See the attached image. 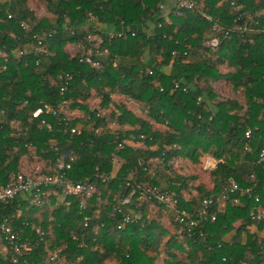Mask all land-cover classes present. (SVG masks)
<instances>
[{
    "label": "trees",
    "instance_id": "1",
    "mask_svg": "<svg viewBox=\"0 0 264 264\" xmlns=\"http://www.w3.org/2000/svg\"><path fill=\"white\" fill-rule=\"evenodd\" d=\"M43 1L51 17L37 18L26 0H0V51L8 57L5 61L0 56V111L4 112L0 115V185L8 183L9 173L18 171L21 157L29 152L26 143L50 163L63 159L69 164L65 175L70 179H94L96 173L110 179L102 184L96 180L101 195L87 198L82 211L74 196L45 199L32 207L42 210L37 217L23 210L30 195L24 199L19 195L1 206L0 220L8 218L30 241L26 263H43L49 252H55L58 261L70 264H158L162 250L164 264H261L264 236L259 239L248 232L245 243L229 244L222 239L237 220L243 222L241 226L256 223L259 230H264L263 221L250 218L253 199L237 191L228 193L225 210L214 222L194 228L191 235L187 225L175 220L174 225L183 230L182 238L181 233L148 219L141 212L147 201H140L137 193L129 204L119 201L132 191L126 184L128 179L172 192L178 210L195 207L188 213L197 210L203 197L220 195L231 177L245 186L252 182L249 176L254 173L259 186L264 184V169L253 163L264 148V0H236L244 5L240 10L228 1L202 0V12L211 20L198 11L177 9L171 0L169 21L162 15L167 0ZM243 10L259 14L255 18L258 24L249 25L252 30H234L215 48L205 45L213 20L218 18L220 24L230 28L244 25V18L237 19ZM153 21L155 25L148 33L146 23ZM22 22L30 24L31 30H24ZM107 31H123L124 35L108 41ZM32 34L45 36L48 54L39 59L31 53L16 57L15 49L31 41ZM88 36L104 39L99 49H107L108 54L96 56L99 67L80 62L79 54L71 56L65 51L67 44L84 43L95 53L96 48L86 40ZM222 66L232 70L222 72ZM66 73L72 79L60 96L63 80L59 76ZM220 80H227L233 90L239 89L243 103L229 98L218 100L210 83ZM92 90L100 95L103 108L115 105L111 97L120 95L140 103L147 115L134 114L123 104H116L107 114L81 105L80 100H87ZM63 100H70L71 107L78 106L85 113L80 133L70 130L79 120L67 119L62 113L42 112L33 117L43 104L57 108ZM212 100L214 112L206 104ZM12 119L16 125H11ZM42 120L50 129L41 125ZM156 123L164 124L165 129H156ZM96 127L100 130L94 134ZM246 128L253 130L252 153L244 149ZM201 153L222 160L211 172L214 188L200 189L199 197L185 202L180 190L189 177L176 174L171 163L178 156L196 163ZM241 156L250 161L242 179L237 173ZM115 158L121 160L116 170ZM150 159L155 162L150 163ZM160 173L166 177L167 188L157 185ZM236 196L241 201L238 205L231 202ZM149 203L164 206L153 199ZM50 204L53 208L49 211ZM19 209L22 213L17 216ZM127 214L132 220L123 223ZM84 215L88 216L86 225ZM30 223L42 234L31 229ZM0 264L24 263L21 259L14 263L7 251L0 254Z\"/></svg>",
    "mask_w": 264,
    "mask_h": 264
},
{
    "label": "built area",
    "instance_id": "2",
    "mask_svg": "<svg viewBox=\"0 0 264 264\" xmlns=\"http://www.w3.org/2000/svg\"><path fill=\"white\" fill-rule=\"evenodd\" d=\"M3 3H8L11 0H1ZM228 1L230 5L236 8V10H240L244 8V5L236 3V0H222ZM176 8H184L192 11H198L202 15H204L208 20H211V17L204 12H202V5L199 1L196 0H176L175 4ZM259 15L257 12L254 14L250 11L243 10L240 15H238L237 19L244 18L247 23L244 25H236L234 27H226L218 21L213 20L211 25V33L205 39V45L211 48H215L219 43L223 41V39L229 38L230 34L234 30L238 31H249L252 30L249 28L250 24H258V21L255 19ZM10 17V15H8ZM236 19V20H237ZM21 27L24 30H31L30 24L26 22H22ZM160 26V23H158ZM264 31V26L262 28ZM124 35L123 31H107L105 32V38L108 41L116 37H120ZM99 37V44L96 48V51H89L85 47L84 43L76 44L81 51H77V54L80 55L79 61L88 64L91 67H99L100 62L96 59V56H100L101 54H108L107 49H103L100 51L99 47L103 42L102 36ZM45 36H39L36 34H32V40L22 45L18 46L15 49V56L21 57L27 54H32L33 56L39 59L40 56H44L48 54V49L44 44ZM17 39H19L17 37ZM97 38L91 39V36L87 37L88 43L91 41H95ZM86 41V42H87ZM94 43V44H95ZM76 55V54H75ZM0 56L3 57L5 61H7L8 57L5 53L0 51ZM38 62V60H37ZM60 80H63V83L59 87V95L63 96L64 93L68 89V84L71 82L72 75L69 73L64 74V76H59ZM175 86L177 84L175 83ZM67 100H63L60 104H58L57 108H52L48 104H43L42 107L36 109L32 115L33 117H37L42 112H50L53 115H59L61 113V108L64 107ZM3 110L0 111V115L3 114ZM15 119L10 120L11 125L15 124ZM41 125H45L50 129V125L46 124L43 120L41 121ZM71 132L80 133V129L76 127H72ZM100 127L93 128L94 134L99 132ZM244 137L246 139L244 149L248 153L254 152V149L250 145V142L253 138V130L251 128H246L244 131ZM123 143L133 145V143L129 140H124ZM26 147L31 146V144H24ZM119 146H122V143H119ZM115 161V159H114ZM150 163H154L155 159H150ZM255 165L261 166L264 169V148L260 149L257 154L255 161L253 162ZM69 167V164H66L63 159H57L56 162L51 163L50 167L46 172L41 171H32V170H24L18 169L16 172L9 173L8 183L5 185H0V208L1 206L9 204L19 195H30L31 197L28 199L26 205V210L31 209L34 206H37L44 202L45 199L49 198L51 195L60 196L62 198L74 196L78 199L79 208L81 211L87 206V198L96 195L100 197L101 191L97 181L102 183H106L110 176L105 175L104 173H96L93 178H85L83 180H73L68 178L65 175V169ZM146 169V167H145ZM251 183L245 186H240L233 179L229 180L228 184L224 187L221 194L218 196L209 195L202 198L199 207L193 213H188L185 211H180L176 208V199L173 197L172 192L167 190H162L156 185H151L144 182L138 183H130V179L127 180L126 184L132 187V191L130 195L122 198L119 203L120 204H129L131 197L133 194L137 193V198L142 201H150L156 200L159 203L165 205L172 209L175 214V220L187 225L186 231L188 235H191L194 228H198V226L214 222L217 218L218 208L223 206L224 203L228 200L229 192H239L240 196H245L249 199H253L254 205L250 211V218L256 221L264 222V204L262 203V196H264V184L260 187L255 174H250ZM255 179V180H253ZM261 189L260 191H258ZM231 202L234 205H238L241 203L239 197H234ZM195 213V214H194ZM84 225L88 222V216L84 215ZM132 220L129 214L123 216V223L130 222ZM28 224V223H27ZM120 227V226H119ZM31 229H34L36 233L42 234L39 227L31 225ZM202 235V233H201ZM0 241L3 242L6 246L7 251L10 253L11 259L14 263H18V260H23L24 264L26 263V254L30 250V242L27 239H24L19 231L15 229V227L9 222L8 218H4L0 220ZM264 253V251L262 252ZM223 260H225L223 258ZM39 264V263H37ZM40 264H70L68 261L60 262L58 261V255L55 252H49L48 257L43 263ZM243 264H247L244 262ZM264 264V260L261 262Z\"/></svg>",
    "mask_w": 264,
    "mask_h": 264
},
{
    "label": "crops",
    "instance_id": "3",
    "mask_svg": "<svg viewBox=\"0 0 264 264\" xmlns=\"http://www.w3.org/2000/svg\"><path fill=\"white\" fill-rule=\"evenodd\" d=\"M10 2H8V3H10ZM29 9L32 10L31 8H29ZM224 68L227 69L226 67H224ZM227 70L231 71L232 69H227ZM214 84H215V82H211L210 83V85L212 87V90H214V92L216 93V90L213 87ZM216 95H217L216 98L218 100L228 99V98H225V97H220L218 95V93H216ZM214 103H215V100L206 102L207 108L212 110L213 112L215 111ZM63 106L64 107L61 108V111H62L61 113L67 119H70L69 115H74V118L79 120L77 122V125L74 126V127L80 129V132H81L80 125H82L81 124L82 120L79 119V117H81L80 111L79 110H73V111H70V113H66L65 105H63ZM74 113H77V114L75 115ZM125 128H128V126H125ZM155 128L163 130V129H165V126H162V125L159 126V124H157V126H155ZM182 158L187 160V161L183 160ZM220 162H222V160L215 159L209 153H201V155H199V160L196 163H191L187 158H184V157H181V156L175 157L173 159V161L171 163V168L173 169V171L176 174L182 175L183 177H189V178H187L185 186L182 187L181 190H180V195L185 200V202H190V201L193 202L192 199H195V198L199 197V195L201 193L200 189H203L205 191H210V190H212L214 188V182H213L214 176L211 174V172L214 171L217 168L218 163H220ZM249 162L250 161H248V159L246 157H244V156L240 157V160H239V162L237 164V173H238V175H240L241 179L246 177V174L248 172V168H249V165H250ZM178 163L183 164L184 167L182 169H179L180 167H178ZM159 170L162 171V169H159ZM114 173H115V171H113L112 174H114ZM231 179H233V178L232 177L229 178L228 181L231 180ZM156 181H157V185H159L160 187L167 188V186H169L168 182L166 181V177L164 175H162V177H161V173H160V178L157 177ZM51 196H55V195H51ZM55 197H56L57 200H60V198H58L60 196H58V197L55 196ZM24 198H27V195H23V199ZM226 202L224 203L223 206H221V207H219L217 209L218 210V214L225 210V207H226V204H227ZM148 205L149 206L143 207L142 211H141V212H143L145 214V216L148 219H153V220L157 221V223H159L160 225L164 226L165 228H167L170 231L172 230V231H177V232L181 233L180 238L183 237L182 228L181 227L177 228L176 225H174V223H173V222H175V215L176 214H175V212L172 209H170L169 207H166L165 205L161 206L159 204L154 206V207H152V205H155L154 203L153 204L149 203ZM252 207H251V209H252ZM25 208H26V206H25ZM37 208H34V209L32 208L31 211H30V209L29 210L23 209V210H25L28 213L32 212V214H33L32 216L33 217L34 216L37 217V215L40 214V212L42 211V210H39ZM50 208L52 209L53 207H50ZM187 208L188 209L185 210L187 212H190V211L192 212L195 209V207H187ZM251 209H250V211H251ZM21 213H22V209H19V210H17L16 214H17V216H20ZM253 221H256V220H253ZM238 222H239V224L235 225ZM256 222H259V221H256ZM242 223L243 222L241 220H237L233 224L232 229H230V230H228L227 232L224 233V235L222 237L224 242H228L229 244L232 243L233 241H237V242H240V243H245L246 239H247V233L248 232L257 234L259 239L264 236V230H259L256 223H245V226H241ZM31 225H34V224L30 223V227H31ZM5 253H7L6 246H5V244L3 242L0 241V254L5 255ZM165 257L166 256H165V253H164L163 257H161L162 258L161 259L162 264H164Z\"/></svg>",
    "mask_w": 264,
    "mask_h": 264
},
{
    "label": "rangeland",
    "instance_id": "4",
    "mask_svg": "<svg viewBox=\"0 0 264 264\" xmlns=\"http://www.w3.org/2000/svg\"><path fill=\"white\" fill-rule=\"evenodd\" d=\"M170 1L171 0H167V4L165 5V8L162 10V15H164L166 21L170 20L168 17V13L170 12V6H173L176 4V0H174V2L172 3L173 5L171 4ZM26 4L28 5L29 8L32 9V11L34 12V15L37 18L51 17V14L49 12H47V10H46L45 2L43 0H26ZM200 4L201 5L203 4L202 0H201ZM153 24L155 25L154 21L151 23L150 22L146 23L147 26H146L145 30L148 33H150L151 29L153 28ZM93 30L94 29H92V32H93ZM93 38H97L96 43L94 40L91 41V43L93 44V47L95 49L98 47L99 37H96V36L91 37V39H93ZM65 49H66V52L71 56L77 54V51H81V49H79L76 44H67ZM87 50L92 51V48L90 47ZM143 60H145V62H147L146 56H144ZM221 71L227 72L228 70L225 69L224 67H222ZM213 87L216 90V93H218V95L220 97L234 99V100L238 101L239 103H243L244 98H243L242 92L239 89L233 90L232 85L229 82H227L226 80H220L217 83L215 82ZM111 99L115 103V105L116 104H123L129 110H131L134 114H137L141 117H145L147 115V109L146 110L143 109L141 104L134 101L133 99H130L126 96H120V95L119 96L113 95L111 97ZM197 100L199 101V100H201V98H197ZM100 102H101V97L94 90L91 91V95L88 97L87 100H80V103H82L81 105H87L89 107V109H97L99 111V113H106L107 114L115 108V105H113V104H110L107 108H103V107H101ZM65 110H66V113H70V111H73V110H79L80 115H81V117H79V119H81L82 121L85 119V113L83 112V110L80 109L78 106L77 107H71V101L70 100H68L67 103L65 104ZM74 114L76 115L77 113H74ZM69 117H70V119H73L74 115H69ZM157 124H159V126L160 125L164 126V124H160V123H156V124H154V126H157ZM28 150H29V152L26 155H24L23 157H21L20 165H19L18 169L32 170V171L36 170V171L46 172L48 170V168L50 167L51 163L48 160L44 159L36 151V149L33 146H29ZM183 160H185V159H183ZM185 161H187V160H185ZM119 162H121V160L119 158H115L114 170H116L119 167ZM178 167H180L179 169H182L184 166H183V164L178 163ZM140 201H142V200H140ZM144 203H146V204H144V206H149L148 201L144 202ZM154 204L155 205H152V207L158 205L157 203H154ZM52 206H53L52 204L48 205L47 209L50 211L51 210L50 207H52ZM238 224H239V222L236 223L235 225H238ZM163 255H164V252L161 250L159 259L157 261L158 264H162V262H161L162 258L161 257H163ZM178 256L181 257L182 255L180 253H178ZM105 262H106L105 264H114L112 261H110V262L105 261Z\"/></svg>",
    "mask_w": 264,
    "mask_h": 264
}]
</instances>
